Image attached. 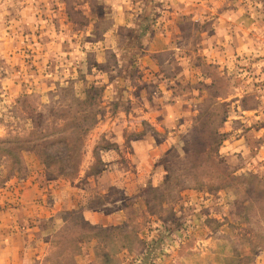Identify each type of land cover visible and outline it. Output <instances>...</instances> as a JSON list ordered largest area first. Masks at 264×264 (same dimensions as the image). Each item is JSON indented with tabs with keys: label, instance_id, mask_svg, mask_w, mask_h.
<instances>
[{
	"label": "rangeland",
	"instance_id": "374dc122",
	"mask_svg": "<svg viewBox=\"0 0 264 264\" xmlns=\"http://www.w3.org/2000/svg\"><path fill=\"white\" fill-rule=\"evenodd\" d=\"M3 149L33 264H264V0H0Z\"/></svg>",
	"mask_w": 264,
	"mask_h": 264
},
{
	"label": "crops",
	"instance_id": "0c3cea01",
	"mask_svg": "<svg viewBox=\"0 0 264 264\" xmlns=\"http://www.w3.org/2000/svg\"><path fill=\"white\" fill-rule=\"evenodd\" d=\"M131 21L128 22V27L133 28L132 30L135 31H140V22L139 20L133 19L134 16H131ZM137 22V23H136ZM151 25V24H149ZM136 26V27H135ZM129 28V29H131ZM150 28V27H149ZM145 30L143 31V36H142V42L144 43V45L148 46V51L146 54H148V52H152V50L150 48V44H151V39L154 36V33H151V31L149 30ZM131 30V31H132ZM153 62L152 59V55H149L148 57L145 58L144 60V64L143 67H150L151 63ZM170 109V108H168ZM172 109V108H171ZM161 149L165 150L169 147H171L172 143L170 141V139H166L164 140L161 144ZM8 227V226H7ZM6 233V231H5ZM17 236L14 235L13 233L10 234V231L8 234L3 235L2 237H0V264H33L35 261L33 259V257L35 256V253L33 252V249H31L30 246L26 245L25 243L20 246L15 245L14 242L16 241ZM29 244H30V240H29ZM36 257V256H35Z\"/></svg>",
	"mask_w": 264,
	"mask_h": 264
},
{
	"label": "trees",
	"instance_id": "16d2710c",
	"mask_svg": "<svg viewBox=\"0 0 264 264\" xmlns=\"http://www.w3.org/2000/svg\"><path fill=\"white\" fill-rule=\"evenodd\" d=\"M58 139L61 140L60 142H63V140H62L63 138H58ZM36 147H38V146H35L33 148L37 149ZM11 149H13V148H11ZM66 150H67V152H73V148L72 147H68V148H66ZM39 152L42 155V159H43V163L42 164L45 167L46 171H50V169L52 170V168L55 167V171H60V173H61V174H58L57 177H59L60 175L63 174L62 171H63V167L65 165H63L62 158H57L56 156L52 155L51 153L45 152V150H43V151L40 150ZM2 153L3 154H2V156H0V158L4 157L6 162L9 159L11 171L14 170V163L16 164L15 166L17 168L19 167V169H22V166L20 165V156H21L20 153H18V156H15L14 154H12L10 152V150H6V149H3ZM58 169H60V170H58Z\"/></svg>",
	"mask_w": 264,
	"mask_h": 264
}]
</instances>
